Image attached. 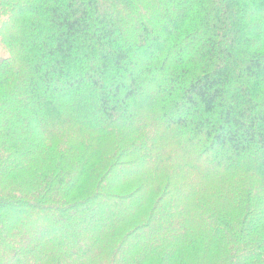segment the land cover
Wrapping results in <instances>:
<instances>
[{
	"label": "trees",
	"instance_id": "1",
	"mask_svg": "<svg viewBox=\"0 0 264 264\" xmlns=\"http://www.w3.org/2000/svg\"><path fill=\"white\" fill-rule=\"evenodd\" d=\"M0 264H264V0H0Z\"/></svg>",
	"mask_w": 264,
	"mask_h": 264
}]
</instances>
